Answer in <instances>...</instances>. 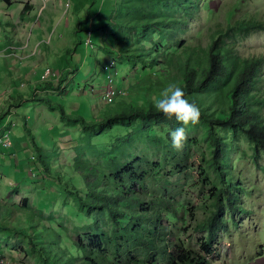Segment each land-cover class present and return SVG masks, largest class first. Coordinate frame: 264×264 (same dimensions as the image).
<instances>
[{
	"label": "trees",
	"instance_id": "obj_1",
	"mask_svg": "<svg viewBox=\"0 0 264 264\" xmlns=\"http://www.w3.org/2000/svg\"><path fill=\"white\" fill-rule=\"evenodd\" d=\"M201 1L120 0L123 11L119 25L129 34L153 29L165 43L181 46L190 24L195 22L194 15L199 12ZM4 2L7 3L8 0ZM29 10L30 7L26 5L24 15ZM259 31H264L263 23H238L235 30L229 29L228 33L214 39L207 48L186 45L165 62L168 66L163 65L166 68L172 67L181 75L180 87L185 92V98L200 109V121L196 127L206 129L213 162L219 167L217 171L223 179L222 186L228 188L219 193L215 213L202 223V228L207 231L206 235L196 240L189 237L188 243H185L170 224L165 223V218L174 222L181 221L179 213L170 210L164 199H161L160 206H155L141 193L138 184L149 177L145 170L157 167V163L154 165L146 159L119 165L116 163L110 177H105L87 164L78 163L72 170L80 174L86 188L75 186L72 194L87 216L92 218L90 225L85 226L84 233L69 245L66 243L69 238L64 228L56 229L44 219H38L30 213L17 216L18 219L12 218L11 223H8L10 227L17 225L23 228L22 224L26 225L19 232L25 236L30 254L37 255L41 264H211L214 247L220 233L226 229L224 217L228 210L233 213L236 210L246 212L238 206V202L247 190L242 181L230 171L231 165L225 158L228 149L225 139L234 137L246 140L257 166H260V159L264 155V55L245 60L240 57L234 45L235 41L243 42L252 33ZM89 33L93 37L94 32ZM166 36L169 38H165ZM92 37L95 48H89L90 51L111 48L99 47ZM117 40L123 47L125 41ZM134 46L132 44L131 48ZM142 51L134 52V57L146 62L149 51L146 47ZM122 53L127 57L126 51L123 50ZM112 54L114 56L116 52ZM113 63L115 67L111 69ZM130 64L132 62L122 58L120 54L111 58L108 63L104 62V77L97 85L106 87L109 78L116 72L119 73V68L123 69L126 65L129 67ZM161 65V61L155 60L151 68L145 69L155 70ZM72 70L73 74L64 73L59 81H51L60 84V88H63L61 94L70 83L77 81L78 72ZM119 76L120 74L116 77L118 86ZM42 84L46 86L48 83ZM95 86L79 85L78 91L83 94ZM119 89L122 90L120 87ZM39 93L40 91L37 94ZM126 99L124 96L119 97L114 104L107 105L109 108L100 118L88 122L84 117L70 114L52 100H38L34 94L30 97L31 102L39 101L46 103L51 110L57 109L66 129L73 131L81 127L79 135L82 138L88 136L90 141L109 137L115 145L116 140L136 128L147 132L167 127L171 131L182 126L175 118L169 120L157 112L154 102L136 106L132 102L125 103ZM14 114L13 112L11 115ZM56 136L59 140L62 133ZM32 139L41 161L40 173L45 169L52 174L53 171L48 170L49 159L53 157L51 155L56 147H40L35 136L32 135ZM0 148L6 149L3 146ZM77 160L79 161V157ZM28 199H25L24 206L30 208ZM1 206L0 228L2 222L14 213L7 205Z\"/></svg>",
	"mask_w": 264,
	"mask_h": 264
},
{
	"label": "rangeland",
	"instance_id": "obj_2",
	"mask_svg": "<svg viewBox=\"0 0 264 264\" xmlns=\"http://www.w3.org/2000/svg\"><path fill=\"white\" fill-rule=\"evenodd\" d=\"M10 1L13 0H9V3ZM103 1L107 6L102 15L106 16L107 11H110L109 37L116 40L115 44L110 42L109 50L100 48L97 52L104 56V62L107 63L119 54L122 58L132 62L129 67L126 65L123 69L119 68V74L123 77L120 85L122 90L118 85L117 88L124 97H127L125 103L132 102L136 106L154 102V98L158 97L169 83L181 85V75L176 73L172 67H163V65H169L165 62L180 48L186 45H191L192 48L198 45L207 48L214 39L217 40L223 34L228 33L229 29L235 30L238 23L264 24V0H202L199 4L201 6L199 12L194 15L195 22L190 24L183 44L177 46L165 43L153 29L129 34L124 27L119 25L123 11L120 1L116 6L109 0ZM1 2L6 6L7 3L4 0H0ZM75 2L79 4V12L76 13L83 21H87L89 17H91L92 23L97 21L96 18L101 15L97 8H101V5L95 6L96 0H76ZM69 3L71 4L70 1ZM85 3L88 6L86 9H84ZM34 5H38V2H34ZM60 12L68 15L70 6L64 8L63 5ZM48 18L49 14L46 12L42 19L47 21ZM100 21L92 24L91 27V31L97 36L101 34L99 29L103 26ZM117 38L125 41L123 47ZM147 40L149 41L147 42ZM132 44L135 45L133 48H131ZM234 45L242 59L260 58L264 55V31L254 32L247 40L235 41ZM145 47L149 51L146 54L148 59L146 62H141L137 57H134V52L140 53ZM123 50L126 51L127 57L122 53ZM112 52H116V55L113 56ZM78 55L74 61H70L71 66L74 69L79 68L82 77L88 79L92 85H96L90 88L89 92H83L85 96L89 95L93 98V104H86L87 111L93 113L94 108V115L90 116L86 112L84 118L88 122L94 121L109 108L102 97L105 86L97 85L104 77L105 66L103 63H99L94 51L89 53L83 47L82 53L79 52ZM155 60L161 61L162 65L155 70L145 69V67L151 68ZM5 79L6 75L3 72L0 74V93L4 90ZM30 87L31 84L22 93L28 92ZM20 89L23 90L21 87ZM60 90H58V95L63 98L65 92L61 94ZM79 92L81 93V91ZM1 97L3 95H0V99H2ZM60 97L57 98L56 103L63 106L70 114L85 112L84 109L70 108L68 100L60 99ZM4 101H2L3 105ZM30 109H33L31 104ZM20 110H22L20 114L33 115V112H29L27 107ZM35 118L36 116L31 117L33 119L30 122L32 129L35 126V124L33 125ZM41 125L43 126V124ZM41 129H36V127L34 129L35 137L39 140L43 136ZM185 131L187 140L180 151L172 148L169 137L170 129L167 127L147 132L140 128L130 130L128 135L116 140L115 145L109 137L92 141L88 136L82 138L79 135L82 132L81 127L71 131L72 135L68 140L63 142L59 139L55 144L56 149L51 155L53 157L49 159L48 170L53 172L49 174L44 169L40 174L39 170L37 179L40 185L38 187L32 185L28 188H21L20 185H17L12 194L7 196V199H4L7 189L0 192V204L7 205L14 210L12 217L5 219L1 225L2 228H0V257L5 259V264H41L37 255L30 254L25 236L19 232L26 225L22 224L23 228L17 227V225L13 227L8 225L12 218L22 217L27 213L35 215L38 219H44L56 229L64 228L66 236L69 238L66 243L69 245L84 233L83 228L90 225L92 218L87 216L86 211L79 206L72 194L75 186L86 188V183L80 174L72 170V167L78 163L87 164L105 177H110L116 163L118 165L132 163L139 159L150 160L154 165L157 163V167L153 168L152 166L145 170L149 177L146 181L138 184L141 193L149 203H153L155 206H160L161 199H164L170 210L179 213L181 221L174 222L165 218V223H169L185 243H188L189 237L196 240L206 235L207 231L202 228V223L215 213L220 197L219 193L221 194L222 190H228V188L222 186L223 179L217 171L219 167L213 162L214 157L211 154L212 148L208 143L206 129L189 125ZM58 133L61 132H57L54 136L58 137L56 136ZM225 142L228 146L225 158L231 165L230 171L237 176L238 180L242 181L247 190L238 202V206L245 209L246 212L236 210L233 213L228 210L224 217L226 229L220 233L210 263L264 264V155L260 159V166H257L252 157L251 147L246 140L232 137V139L226 138ZM36 151V156H39L37 148ZM110 159H114V161ZM60 175L61 177H59ZM227 186L229 187V183ZM26 198H29L30 208L24 206Z\"/></svg>",
	"mask_w": 264,
	"mask_h": 264
},
{
	"label": "crops",
	"instance_id": "obj_3",
	"mask_svg": "<svg viewBox=\"0 0 264 264\" xmlns=\"http://www.w3.org/2000/svg\"><path fill=\"white\" fill-rule=\"evenodd\" d=\"M75 1L13 0L9 3L8 0L6 6L2 2L0 3V74L4 72L6 75L3 83L4 90L0 93V95H3L1 98L5 100L4 105L2 104L0 108V130L8 122L18 125L13 134V147L10 149L0 148V192L7 189L4 199L12 194L17 185H20L21 188H28L32 185L38 187L40 185L37 177L39 176V170L42 168L41 161L36 156L37 151L32 139V135L35 136V127L43 130V139L41 137L39 140L35 137L40 147H56L55 143H58L57 138L54 136L56 132L62 133L60 140L63 142L72 135L69 132L71 130L64 127L61 113L57 109L51 110L46 103L30 101V97L34 94V97L38 100L41 98L52 100L53 103L60 106L56 103L57 98L60 97L58 95V90L61 89L60 84L50 82L47 84L50 86H43V76L48 70H52L56 76H61L74 69L70 61H74L76 56H79V52L82 53L83 47L90 53L85 41L89 38L92 24L98 23L100 20V24L103 25L99 29L101 34L97 36L94 33L93 41L99 47H109L110 42L115 44V40L109 37L110 11H107L106 16L102 15L107 6L105 2L96 0L94 5H101V8H97L101 15L96 18V22L92 23L91 17L87 21H83L78 16L76 12H79V4ZM119 1L109 0L115 6ZM34 2H38V5H34ZM26 5L30 7V10L24 15L23 11ZM63 5L64 8L70 6L68 15L60 12ZM87 7L85 3L84 9ZM46 12H48L49 18L47 21H43L42 18ZM103 43L105 45H102ZM95 55L99 63L104 64V56L98 52ZM74 70L78 72L77 81L66 87L64 97H60V99L68 100L67 103L70 104V108L76 107L85 110L83 113L71 114L84 117L87 112L90 116H93L94 108L93 113L92 111L88 112L86 109L87 103L93 104V98L78 91L79 85L92 84L89 83L88 79L82 77L79 68ZM122 78V75H120L119 87ZM30 84V90L22 93V91L28 89ZM26 86L27 88H25ZM39 91L40 93L37 94ZM30 104L33 109L29 110ZM25 107L28 108L29 112H33L32 116L29 113L27 115L20 114L22 112L20 109ZM14 110H16L15 114L11 115ZM33 116H36V118L33 123L35 126L32 129L30 122H32L31 117Z\"/></svg>",
	"mask_w": 264,
	"mask_h": 264
},
{
	"label": "clouds",
	"instance_id": "obj_4",
	"mask_svg": "<svg viewBox=\"0 0 264 264\" xmlns=\"http://www.w3.org/2000/svg\"><path fill=\"white\" fill-rule=\"evenodd\" d=\"M154 107L157 112L162 113L167 119L175 118L182 125L169 133L172 148L177 151L182 150L187 140L185 129L189 125L194 127L199 124L200 109L185 98L183 88L176 83H169L160 92L159 96L154 98Z\"/></svg>",
	"mask_w": 264,
	"mask_h": 264
},
{
	"label": "built area",
	"instance_id": "obj_5",
	"mask_svg": "<svg viewBox=\"0 0 264 264\" xmlns=\"http://www.w3.org/2000/svg\"><path fill=\"white\" fill-rule=\"evenodd\" d=\"M92 33H89V38L86 41V46L90 49H94V44L91 40ZM115 67V63H113L111 69ZM70 74H73V70L69 71ZM114 73V72H111ZM118 72L112 77L109 78V84L103 89L102 97L107 105L114 104V102L121 96L123 93L119 91L117 88V80L116 77ZM62 76V75H61ZM61 76H56L53 74L52 70H48L46 74L42 78V82L44 84L50 83L53 79L59 81ZM35 85V84H34ZM32 85V86H34ZM3 99H0V108L2 107ZM16 125L14 123L8 122L3 128L0 130V146L5 147L6 149H10L13 147L12 136L14 131L16 130ZM0 264H5V259L0 257Z\"/></svg>",
	"mask_w": 264,
	"mask_h": 264
}]
</instances>
